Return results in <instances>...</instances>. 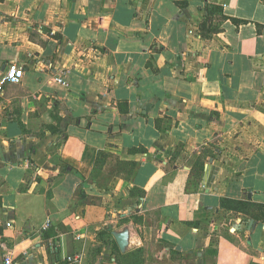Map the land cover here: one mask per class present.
<instances>
[{
	"label": "crops",
	"instance_id": "crops-1",
	"mask_svg": "<svg viewBox=\"0 0 264 264\" xmlns=\"http://www.w3.org/2000/svg\"><path fill=\"white\" fill-rule=\"evenodd\" d=\"M10 65L0 264H264V0H0Z\"/></svg>",
	"mask_w": 264,
	"mask_h": 264
},
{
	"label": "built area",
	"instance_id": "built-area-1",
	"mask_svg": "<svg viewBox=\"0 0 264 264\" xmlns=\"http://www.w3.org/2000/svg\"><path fill=\"white\" fill-rule=\"evenodd\" d=\"M23 76V69L16 65H10L6 73L0 77V90L4 83H16L21 80V77ZM59 83L67 86V83L60 77L56 79ZM48 222L44 225V229L48 227ZM3 264H15V262L12 259V256L8 253L3 258Z\"/></svg>",
	"mask_w": 264,
	"mask_h": 264
},
{
	"label": "water",
	"instance_id": "water-1",
	"mask_svg": "<svg viewBox=\"0 0 264 264\" xmlns=\"http://www.w3.org/2000/svg\"><path fill=\"white\" fill-rule=\"evenodd\" d=\"M252 224H253V220H250L248 225V230L251 229ZM111 233L114 236V239L116 241L115 243H117L119 250L121 252H125L128 246L127 242L129 241V229L126 227L120 231H112Z\"/></svg>",
	"mask_w": 264,
	"mask_h": 264
},
{
	"label": "rangeland",
	"instance_id": "rangeland-1",
	"mask_svg": "<svg viewBox=\"0 0 264 264\" xmlns=\"http://www.w3.org/2000/svg\"><path fill=\"white\" fill-rule=\"evenodd\" d=\"M81 203L88 204V203H90V199L89 198L87 199L86 197H84V198H76V200L74 201L73 205H79ZM103 206H104L105 209H109V206L106 203ZM155 252H156V249L153 247V249H151V251L149 252V259L152 260V262H154V263H156V261H157V262H162V264H165V262L162 261L159 256L156 257ZM69 262L71 264H78L79 260L78 259L77 260L76 259L75 260L72 259Z\"/></svg>",
	"mask_w": 264,
	"mask_h": 264
},
{
	"label": "trees",
	"instance_id": "trees-1",
	"mask_svg": "<svg viewBox=\"0 0 264 264\" xmlns=\"http://www.w3.org/2000/svg\"><path fill=\"white\" fill-rule=\"evenodd\" d=\"M233 21H234L235 23H237V24L243 22L242 20H237V19H233ZM82 184H83V182H82ZM77 197H78V198H84V197H85L84 191H83L82 189H80V190L78 191V193H77ZM229 202H230V201L225 200V199H222V200H221V204H222L223 207L230 206V205H229L230 203H232V206H235L236 208H240V207H241V205H240L241 202H230V203H229ZM100 234H102V235L106 234V229L103 230L102 232H100ZM55 252H56V251H54V253H55ZM56 254H57V252H56Z\"/></svg>",
	"mask_w": 264,
	"mask_h": 264
}]
</instances>
